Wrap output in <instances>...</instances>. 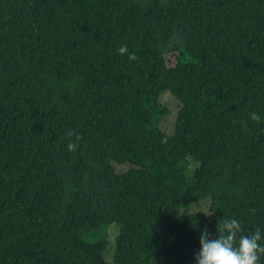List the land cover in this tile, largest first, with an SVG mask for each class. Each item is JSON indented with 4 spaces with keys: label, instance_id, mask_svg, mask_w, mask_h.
<instances>
[{
    "label": "trees",
    "instance_id": "obj_1",
    "mask_svg": "<svg viewBox=\"0 0 264 264\" xmlns=\"http://www.w3.org/2000/svg\"><path fill=\"white\" fill-rule=\"evenodd\" d=\"M232 218L264 246V0H0V264H197Z\"/></svg>",
    "mask_w": 264,
    "mask_h": 264
},
{
    "label": "clouds",
    "instance_id": "obj_2",
    "mask_svg": "<svg viewBox=\"0 0 264 264\" xmlns=\"http://www.w3.org/2000/svg\"><path fill=\"white\" fill-rule=\"evenodd\" d=\"M118 51L121 55L128 54L130 61L137 59L135 53H128L127 45H121ZM250 117L257 122L260 120L256 113H250ZM67 135L71 137L73 132L69 130ZM81 139L82 137L77 135L76 142L70 140L67 149L75 152ZM216 227V237H211L207 229L201 232V247L196 254L197 264H259L260 256L264 255V246L259 243L262 239L259 228L252 235H244V227L235 218L225 219L222 223L219 221Z\"/></svg>",
    "mask_w": 264,
    "mask_h": 264
},
{
    "label": "rangeland",
    "instance_id": "obj_3",
    "mask_svg": "<svg viewBox=\"0 0 264 264\" xmlns=\"http://www.w3.org/2000/svg\"><path fill=\"white\" fill-rule=\"evenodd\" d=\"M168 64L173 65L175 63L174 56H167ZM185 60H188V56H185ZM159 103L165 105L169 108L170 112L168 115L163 116L159 123L161 128L166 131L167 134L172 133L174 119L177 114L178 107L180 105L179 101L174 97L169 91H163L159 96ZM173 123V124H172ZM114 169L116 172H123L127 170L131 165L128 162L125 163H115ZM196 166L197 163L193 162ZM192 172V169H191ZM210 204V197H205L201 200L194 201L190 203L188 206L179 209L180 213H190V212H207ZM120 226L118 223L113 222L107 227V248L104 251V258L106 261L111 262L115 252V236L119 233ZM87 239L89 241H95L98 239V236L95 234H88Z\"/></svg>",
    "mask_w": 264,
    "mask_h": 264
}]
</instances>
